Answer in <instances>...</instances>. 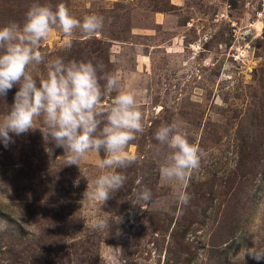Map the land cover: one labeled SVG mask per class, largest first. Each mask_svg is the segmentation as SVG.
Masks as SVG:
<instances>
[{"label": "rangeland", "instance_id": "obj_1", "mask_svg": "<svg viewBox=\"0 0 264 264\" xmlns=\"http://www.w3.org/2000/svg\"><path fill=\"white\" fill-rule=\"evenodd\" d=\"M33 3H64L81 22L104 17L92 35L55 30L41 51L45 62L95 58L119 71L120 90L137 94L144 131L126 150L135 162L117 169L124 187L94 206L81 201L103 151L69 165L64 149L45 141L42 117L10 134L7 148L0 142V180L11 188L0 191V264H264L247 255L264 249V0H0V27L22 25ZM30 70L46 78L45 64ZM18 90L0 97V118ZM173 121L207 153L179 189L191 197L186 205L159 172L170 149L154 133ZM244 150L255 159L241 176ZM144 187L151 202L137 200ZM97 219L107 226L93 227Z\"/></svg>", "mask_w": 264, "mask_h": 264}, {"label": "clouds", "instance_id": "obj_2", "mask_svg": "<svg viewBox=\"0 0 264 264\" xmlns=\"http://www.w3.org/2000/svg\"><path fill=\"white\" fill-rule=\"evenodd\" d=\"M103 25L104 17L97 14L86 15L81 22L64 3H33L22 25L12 21L0 27V97H6L14 85H19L10 111L0 118V142L7 148L13 142L10 134L19 136L34 130L37 118L42 117L44 127L40 130L45 141H54L56 147L63 148L69 165H79L90 152L103 151L104 158L98 162L101 174L88 183L81 201L93 206L104 205L111 194L124 187L127 177L117 169L135 162L136 158L126 150L136 134L144 131L137 94L134 90H120V72L107 71L104 62L95 58L65 62L56 57L45 62L41 44L55 30L67 36L76 29L92 35ZM41 64H45L47 75L38 82L30 69ZM114 91L117 94L111 103L103 107L105 96ZM154 139L170 149L159 168L161 181L177 185V199L186 205L191 197L179 189L199 169L207 153L198 143L189 142L187 132L176 121L159 126ZM0 191L10 194L11 188L0 180ZM136 195L139 201H152L147 187ZM106 226L104 219L93 223L99 229ZM247 255L256 261L264 260V249L251 248Z\"/></svg>", "mask_w": 264, "mask_h": 264}, {"label": "trees", "instance_id": "obj_3", "mask_svg": "<svg viewBox=\"0 0 264 264\" xmlns=\"http://www.w3.org/2000/svg\"><path fill=\"white\" fill-rule=\"evenodd\" d=\"M255 159V156L250 153L249 151H246L244 150V155L242 157V164H241V167H238V171L241 173V176H243V173H245V171H247V169L250 168L251 166V163H253V160ZM114 230L115 228L112 227V229L110 230L109 229V233H110V236L112 237L114 235ZM264 242V240H263ZM44 247L46 248L47 251H49V253L51 254L53 249H52V245L50 244H46L44 245ZM56 251V250H55ZM52 255V254H51ZM51 258H53L54 256H50Z\"/></svg>", "mask_w": 264, "mask_h": 264}]
</instances>
